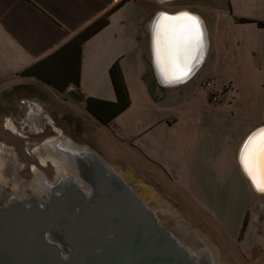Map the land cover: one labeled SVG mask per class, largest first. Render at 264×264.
I'll list each match as a JSON object with an SVG mask.
<instances>
[{
    "label": "crops",
    "instance_id": "1",
    "mask_svg": "<svg viewBox=\"0 0 264 264\" xmlns=\"http://www.w3.org/2000/svg\"><path fill=\"white\" fill-rule=\"evenodd\" d=\"M183 10L205 21L210 50L195 77L165 87L152 62L151 27L160 12ZM103 17L108 26L83 46L79 90L85 99L115 102L110 69L119 62L131 97L103 128L165 171L173 191L226 243L246 256L264 251V194L239 163L242 144L264 124V0H0V80L42 83L23 72ZM213 76L218 103L204 87Z\"/></svg>",
    "mask_w": 264,
    "mask_h": 264
},
{
    "label": "water",
    "instance_id": "2",
    "mask_svg": "<svg viewBox=\"0 0 264 264\" xmlns=\"http://www.w3.org/2000/svg\"><path fill=\"white\" fill-rule=\"evenodd\" d=\"M180 13H188L198 21V44L184 41L179 32L182 21L166 22L176 28L173 33L158 32L162 14L175 17ZM151 50L159 84L182 85L196 76L208 57L207 25L195 11H162L151 27ZM74 97L78 102L85 101L78 88ZM260 129H264V124L242 144L239 163L254 191L264 194L253 184L241 162L249 137ZM93 156L98 161V155ZM259 179L257 175V183ZM69 209L71 205H62L60 212L1 208L0 264H215L209 251H194L197 249L192 243L196 239L189 237L182 242L175 235L176 227L162 226V210L146 205L130 184L115 173L102 185L95 184L90 198L76 201V212Z\"/></svg>",
    "mask_w": 264,
    "mask_h": 264
},
{
    "label": "flooded vegetation",
    "instance_id": "3",
    "mask_svg": "<svg viewBox=\"0 0 264 264\" xmlns=\"http://www.w3.org/2000/svg\"><path fill=\"white\" fill-rule=\"evenodd\" d=\"M48 90L42 83L28 81L0 86V122L5 126L9 119L16 126L14 131L8 123L9 135L0 133V209L38 208L60 212L62 205H71L69 210L76 212V201L90 198L95 184L102 185L113 173L124 179V172L117 170L116 161L114 165L81 146L76 138V123L59 116V111L52 108ZM74 91L72 87L59 92L61 100L81 104L93 118L86 109L87 99L76 101ZM10 92L14 94L15 104L5 101L7 96L3 94ZM94 154L98 155V161L94 160ZM169 225L174 226L172 222H168ZM186 225L193 230L190 222Z\"/></svg>",
    "mask_w": 264,
    "mask_h": 264
},
{
    "label": "rangeland",
    "instance_id": "4",
    "mask_svg": "<svg viewBox=\"0 0 264 264\" xmlns=\"http://www.w3.org/2000/svg\"><path fill=\"white\" fill-rule=\"evenodd\" d=\"M19 81L18 78L11 77L9 80H0V86L15 84ZM38 88L44 90L41 87ZM3 95L7 96L5 98L7 103L15 104L12 92ZM48 95L50 96L49 100L52 108L59 111V116H64V119L70 118L69 120L76 123V128H78L76 129V138L82 143L83 148L91 149L114 165L116 161L118 163L116 165L119 167L117 170L120 172V169H122L124 177L130 183L127 182L134 191H138L143 195L146 203L150 204L149 202H152L161 208L162 206L164 208L165 205L169 207H166L168 210L160 218L161 224L164 227H168V222L176 224L177 234H174L178 239L188 240L187 237L199 239L192 243V246L197 249L194 251H209L215 264H264V251L252 252L253 254L246 256L237 245L226 243L220 237L217 229L206 223L203 215H199L195 209H189L188 200L173 191H178V189L170 182V176L166 175L165 171L157 167L151 160L144 158L136 150L117 142L107 129L100 126L96 120L88 115L81 104H75L67 99L61 100L60 94L55 91L48 90ZM1 123L0 133L4 136L9 135V131ZM8 123H11L9 119L5 122V125H8ZM246 202L245 198L239 201V210ZM184 211H188L190 215H186ZM249 220L250 212L248 213V224ZM187 222L192 224L193 230L188 229ZM203 222L205 223L202 225ZM203 226L205 231H203Z\"/></svg>",
    "mask_w": 264,
    "mask_h": 264
},
{
    "label": "trees",
    "instance_id": "5",
    "mask_svg": "<svg viewBox=\"0 0 264 264\" xmlns=\"http://www.w3.org/2000/svg\"><path fill=\"white\" fill-rule=\"evenodd\" d=\"M115 7L112 11L114 12ZM109 17V15L107 16ZM248 22L247 19H239ZM108 19L102 18L79 32L64 47L37 62L23 72V75L35 77L42 83L51 86L59 93L68 89L71 85L79 89L81 62L83 46L102 29L108 26ZM264 27V23H259ZM110 76L116 93V101L108 102L96 99H87L86 109L100 123L109 128L112 121L126 111L131 105V97L119 62H116L110 69ZM248 227V214L244 220L240 240Z\"/></svg>",
    "mask_w": 264,
    "mask_h": 264
},
{
    "label": "snow or ice",
    "instance_id": "6",
    "mask_svg": "<svg viewBox=\"0 0 264 264\" xmlns=\"http://www.w3.org/2000/svg\"><path fill=\"white\" fill-rule=\"evenodd\" d=\"M168 21H182L179 32L184 41L188 45L199 43V23L195 17L190 16L188 13H180L175 17L162 14L161 23L157 25L158 32L168 35L176 31L173 25L166 23ZM241 162L253 184L256 185L259 191L264 192V129H260L258 133L249 137L245 150L241 155ZM257 175L260 178L259 183H257Z\"/></svg>",
    "mask_w": 264,
    "mask_h": 264
},
{
    "label": "built area",
    "instance_id": "7",
    "mask_svg": "<svg viewBox=\"0 0 264 264\" xmlns=\"http://www.w3.org/2000/svg\"><path fill=\"white\" fill-rule=\"evenodd\" d=\"M204 87L207 90H210V92H211L210 100H211L212 103H218V102L221 101L220 94L216 93V90H215L216 86H215V78H214V76L204 82Z\"/></svg>",
    "mask_w": 264,
    "mask_h": 264
},
{
    "label": "bare ground",
    "instance_id": "8",
    "mask_svg": "<svg viewBox=\"0 0 264 264\" xmlns=\"http://www.w3.org/2000/svg\"><path fill=\"white\" fill-rule=\"evenodd\" d=\"M9 127H10V124H9ZM12 130H14V131H16V129L15 128H12ZM60 134H61V132H60ZM62 135V134H61ZM68 139V138H67ZM59 140V139H58ZM51 141V140H50ZM68 140H66V142H67ZM56 142V141H55ZM74 144V143H73ZM48 145V144H47ZM75 145V144H74ZM73 145V146H74ZM60 146V145H59ZM77 146V145H76ZM56 148V147H55ZM60 148V147H59ZM86 148H88V147H86ZM41 149V148H40ZM75 149V148H74ZM56 150V149H55ZM58 150V149H57ZM83 152V151H82ZM38 153V152H37ZM58 153V152H57ZM71 153V152H70ZM50 154V153H49ZM85 154H86V152H85ZM76 155V154H75ZM50 156V155H49ZM52 157V156H51ZM51 157H49V158H51ZM63 157V156H62ZM68 157H69V155H68ZM75 158V157H74ZM53 159V158H52ZM56 160V159H55ZM72 160H74V159H72ZM66 161V160H65ZM68 164H69V162H67ZM60 164H62L61 162H60ZM72 164V163H71ZM77 164V163H76ZM73 165V164H72ZM67 166V165H66ZM80 166V165H79ZM77 168V167H76ZM80 168V167H79ZM82 169V168H81ZM69 170V169H68ZM80 171V170H79ZM74 172V171H73ZM81 172V171H80ZM73 174V173H72ZM122 175V174H121ZM73 176V175H72ZM78 176V175H77ZM75 177V176H74ZM76 179V178H75ZM74 179V180H75ZM124 179L126 180V181H128L125 177H124ZM63 180V179H62ZM77 180V179H76ZM129 182V181H128ZM130 183V182H129ZM138 192V191H137ZM139 193V196L141 197V199L144 201V203L146 204V205H148V206H150V207H152L153 209H155V210H157V209H159V207L157 206V205H155V203H152V202H149L150 204H148V203H146V201L144 200V197H143V195L140 193V192H138ZM144 196H145V194H144ZM148 201V200H147ZM162 208H163V206H162ZM162 208H160L161 210H162ZM162 212H163V210H162ZM163 214V216H164V213H162ZM187 226V225H186ZM183 227V226H182ZM185 227V226H184ZM186 228V227H185ZM189 229V228H188ZM185 230V229H184ZM182 231V230H181ZM191 231V230H190ZM187 232H189L188 230H187ZM194 233H195V231H194ZM197 237H199L198 235H197ZM188 239H189V237H187ZM186 238V239H187ZM197 240H199V239H197ZM184 241H185V239H184ZM204 241V240H203ZM200 242V241H199ZM206 243V242H205ZM196 244V243H195ZM203 250V249H202ZM201 251V250H200ZM219 263V262H218Z\"/></svg>",
    "mask_w": 264,
    "mask_h": 264
}]
</instances>
